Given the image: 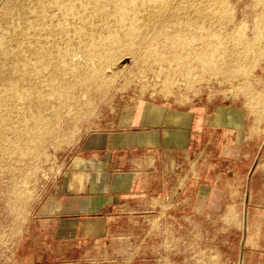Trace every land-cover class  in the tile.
I'll list each match as a JSON object with an SVG mask.
<instances>
[{
    "label": "rangeland",
    "instance_id": "374dc122",
    "mask_svg": "<svg viewBox=\"0 0 264 264\" xmlns=\"http://www.w3.org/2000/svg\"><path fill=\"white\" fill-rule=\"evenodd\" d=\"M180 1L0 0V94L5 81L17 88L0 123L8 139L0 152V264H264V5L226 0L222 23L182 18L175 40L164 22L145 25L149 4ZM25 5L35 23L25 24ZM231 31L255 38L257 51L231 60L215 35ZM20 32L30 39L11 43ZM94 35L105 53L92 46ZM175 45L180 54L170 60L150 51ZM44 50L49 64L39 59ZM54 64L66 71L51 78ZM100 65L116 79L87 87ZM154 109L203 122L191 162L179 157L177 203L115 213L100 233L59 236L57 221L45 217V196L74 145L89 130L130 127ZM222 109L234 124L212 122ZM130 110L134 119L122 124Z\"/></svg>",
    "mask_w": 264,
    "mask_h": 264
},
{
    "label": "crops",
    "instance_id": "0c3cea01",
    "mask_svg": "<svg viewBox=\"0 0 264 264\" xmlns=\"http://www.w3.org/2000/svg\"><path fill=\"white\" fill-rule=\"evenodd\" d=\"M218 114L212 122L234 124L231 110ZM134 117L130 110L121 123ZM198 119L154 109L136 125L85 132L45 196V217L57 221L58 235L100 233L115 213L159 212L165 203L173 207L179 157L191 162L192 138L203 126Z\"/></svg>",
    "mask_w": 264,
    "mask_h": 264
},
{
    "label": "bare ground",
    "instance_id": "6f19581e",
    "mask_svg": "<svg viewBox=\"0 0 264 264\" xmlns=\"http://www.w3.org/2000/svg\"><path fill=\"white\" fill-rule=\"evenodd\" d=\"M260 1L264 5V0H260ZM32 4L35 8H37V10L39 12L44 9L43 2H34ZM25 6H23V9H22V18H23L25 24L29 25L32 22L35 23V21H37V17L31 16L29 14V11H28L29 5L28 6L25 5ZM132 6L136 7L137 4L132 3ZM165 8H171L172 9L171 15H169L168 17L163 16V11L165 10ZM230 8L231 7L227 3L226 0H181L177 5H174V6H171L170 2L168 4L154 2V3L149 4L144 10H142V16L145 20V25H150L152 22H156V21L164 22L168 28L169 37L171 39L175 40V38L178 35H180V33L176 27L177 22L180 19L183 18L191 24H193V23L204 24V23H209L212 21L222 23L225 20L224 14H227L230 11ZM208 9H210L211 12H208ZM205 27H206V25H205ZM218 27H220V26H218ZM20 31H22V30H20ZM227 31H229V30H227ZM215 35L218 36V38L221 40L222 44L224 43L227 54L230 57V59L233 61L237 60L239 58H241L243 60L246 56L252 55L253 53H255V51H257V49L259 47L255 38H250V39L245 40V39H242L237 34L232 33V31H231V33L218 32ZM16 37H23V38H29L30 39V34H29V32L28 33L27 32L26 33L20 32V33H17L15 36H12V38H10L9 41L11 43L14 42V39L16 40ZM91 40H92L91 44L97 52L105 53V50H103L102 45H101V40L98 37H96L94 35V37ZM204 42H206V41H204ZM237 44H241L243 49L242 50L237 49L235 47ZM11 46H13V45H11ZM130 49L134 50V47L130 45ZM150 51L152 54L157 55V56L160 54H164V56H166L167 60L175 58L180 54V50L176 47V45L173 46V48H168L164 51H159L157 49H151ZM39 59L41 61H44L45 64L50 63V58L45 56V50ZM57 66L58 65H56V64L53 65V69L49 73V76L51 78H56L57 75L66 71V69H64V67L59 68ZM103 66L104 65L98 66L96 73L94 72V70H92L90 72V74L87 75V77H86V79L88 80V82H87L88 84H86L87 87H91L92 85L107 84L108 82L116 79V77H113V79H111V77L104 75L105 70H104ZM107 68H109V67H107ZM162 69H163V67L159 71H161ZM159 74H160V72L158 73V75ZM90 79H91V81H89ZM157 79H158V77H157ZM63 84H73V82L72 81H70V82L66 81V82H63ZM2 85H3L5 91L3 92V94L2 93L0 94V101H2L5 104L8 111L0 113V123L2 122L3 124H5V122L9 119V116H11L10 109L13 107V104H14L13 93L16 92L17 88L14 86V84L12 82H6L5 81V82H3ZM54 105H57V104H54ZM38 135H39V132H36V134L33 133L31 135V137L36 139L38 137ZM0 139H1V143H2L0 145V152L5 154L7 152V144H8L7 141H8V139L6 137H4L2 134H0Z\"/></svg>",
    "mask_w": 264,
    "mask_h": 264
}]
</instances>
